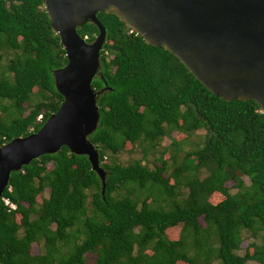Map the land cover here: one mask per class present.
I'll return each instance as SVG.
<instances>
[{
	"label": "trees",
	"instance_id": "obj_1",
	"mask_svg": "<svg viewBox=\"0 0 264 264\" xmlns=\"http://www.w3.org/2000/svg\"><path fill=\"white\" fill-rule=\"evenodd\" d=\"M96 17L105 39L99 53L102 80L96 77L91 87L99 91L104 82L107 89L97 97L99 119L88 141L105 171L103 196L86 158L65 147L12 172L1 198L14 209L0 200V264H83L88 253L95 255L93 264H264V116L258 106L220 100L173 56L128 34L116 17ZM76 31L87 43L97 35L90 23ZM0 51L13 53L0 72L1 146L36 132L55 113L62 99L52 73L66 60L41 0H0ZM197 128L204 130L202 146L186 155L206 175L188 179L185 199L171 209L149 208L152 191L170 198L177 194L179 184L164 177L165 162L150 170L139 162L119 166L114 156L127 143L153 147L173 132L187 137ZM129 187L148 193L139 202L113 196ZM44 190L47 196L36 207ZM88 190H93L89 211ZM212 194L223 199L211 204ZM176 225L179 238L170 241L166 231ZM243 231L254 240L248 244L251 252L240 256L235 252ZM40 242L43 253L31 255V245ZM56 243L66 248L64 254Z\"/></svg>",
	"mask_w": 264,
	"mask_h": 264
},
{
	"label": "water",
	"instance_id": "obj_2",
	"mask_svg": "<svg viewBox=\"0 0 264 264\" xmlns=\"http://www.w3.org/2000/svg\"><path fill=\"white\" fill-rule=\"evenodd\" d=\"M65 64L52 73L61 97L55 113L36 132L0 146V198L12 172L65 147L84 156L100 184L105 171L88 137L95 131L98 74L105 30L98 13L112 15L144 44L173 56L210 94L224 102L253 101L264 116V0H41ZM86 23L97 35L87 43L77 34Z\"/></svg>",
	"mask_w": 264,
	"mask_h": 264
},
{
	"label": "rangeland",
	"instance_id": "obj_3",
	"mask_svg": "<svg viewBox=\"0 0 264 264\" xmlns=\"http://www.w3.org/2000/svg\"><path fill=\"white\" fill-rule=\"evenodd\" d=\"M13 58V53L8 51H0V72L4 69L5 65L8 64L9 60ZM5 121V116L0 113V122ZM165 129V127H163ZM204 130L201 128H197L193 133L189 134V136H185L180 133L173 132L169 136H164L160 138L156 145L153 147L149 146L146 142L135 143L134 145L125 144L123 148L114 156L115 163L119 166H126L129 164H134L136 162L141 163L146 168L152 170L154 166H158L160 164L159 161H164L166 164V171L164 173V177L168 178L169 184H172L174 180L179 184L175 191L177 192L175 197H166L163 194H157L156 191H152V199H149L147 204L151 209L162 208L164 210H169L172 208V203L175 201L177 203H181L183 199H185L187 190L185 188V182L194 177L198 176L202 178L206 175V172L202 169H194V165L196 160L193 157H188L186 154L196 151L201 148L203 143ZM143 152L145 154H143ZM105 162H110V156L105 155ZM47 169H51L49 164L46 165ZM180 169V171L175 174V170ZM244 185H248V180L246 177H241ZM232 182H226L225 186L228 188L229 193L233 194L236 192L233 189ZM132 189L130 192L128 190ZM128 190H119L117 194H113L116 198H120L123 196H128L133 200H137L139 202L146 195L147 191H140L138 189H133V187H129ZM93 190L86 191L87 199H86V208L89 211L90 194ZM47 190H44L39 196L36 197V207L39 206L41 200L46 198ZM223 197L220 195L212 194L208 201L211 204L219 203ZM200 224L204 226L203 222L200 220ZM80 227V221L76 222L75 228ZM180 233V225H176L175 227L166 231V237L170 241H176L179 238ZM18 235H21V231L18 232ZM80 236L79 239H81ZM254 239L250 236L249 232L243 231L241 234V243L239 244L238 249L236 250L237 255H243L245 251L248 253L251 252L248 244L251 243ZM186 242L191 243V239H186ZM56 247L59 249L60 254H64L66 248L62 246L60 243H56ZM43 253L42 242L39 244H32L30 248V254L40 255ZM147 254H150L149 246L147 249ZM193 253L188 252V255L191 256ZM94 253H88L84 255L83 264H93L94 261ZM216 261H212L210 264H216ZM176 264H185L181 262H177ZM248 264H256L254 262H248Z\"/></svg>",
	"mask_w": 264,
	"mask_h": 264
},
{
	"label": "built area",
	"instance_id": "obj_4",
	"mask_svg": "<svg viewBox=\"0 0 264 264\" xmlns=\"http://www.w3.org/2000/svg\"><path fill=\"white\" fill-rule=\"evenodd\" d=\"M128 34H133L136 35L133 31H131L130 29H128L127 31ZM37 120H40V116L37 117ZM104 159V158H103ZM1 202L3 203V205L7 208V210H13L14 209V205H12L8 199H4V198H0Z\"/></svg>",
	"mask_w": 264,
	"mask_h": 264
}]
</instances>
